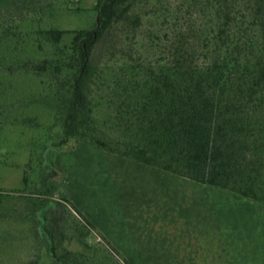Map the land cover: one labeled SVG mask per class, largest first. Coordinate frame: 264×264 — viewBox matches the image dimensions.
Listing matches in <instances>:
<instances>
[{"label":"rangeland","instance_id":"374dc122","mask_svg":"<svg viewBox=\"0 0 264 264\" xmlns=\"http://www.w3.org/2000/svg\"><path fill=\"white\" fill-rule=\"evenodd\" d=\"M150 1L142 5L155 2ZM162 1L184 12L192 4L189 0ZM230 1L235 6L242 0ZM96 4L97 0H0V193L12 197L0 207V264L27 260L34 264L40 254L46 260L47 227L62 251L79 254L84 263L125 264L98 226L124 238L126 227H136L130 222L136 221V216L145 224H155V235L163 238L171 233L186 241L206 233L209 225L220 228L251 221L260 223L263 236V203L176 173H161L132 163L119 152L91 143L95 138L111 139L116 151L122 147L121 152L129 143L123 126L115 124L118 104L124 99L119 92L131 73L128 65L137 62L149 47L153 20H144L139 30L119 25L97 43L87 85L90 106L86 118L90 129L86 140L73 137L63 141L72 83L68 64L76 66L74 71L81 66L73 61L70 47L75 31L98 26ZM197 4L192 18L199 33L214 17L201 1ZM147 11L145 8L142 12ZM51 28L68 33L60 43H53L42 34ZM46 60L52 62L50 70L37 71L36 67ZM57 66L62 73L55 71ZM69 181L74 184L70 189ZM78 185L85 189L81 195ZM68 190L74 200L81 202L96 231L75 212L72 206L76 204L67 196ZM32 198L40 199V214L48 215V220L37 218ZM178 224L183 229L186 225V230H175ZM208 232L218 236L226 230ZM142 240L143 246L134 245ZM159 243L151 234L145 240L132 238L131 252L137 263L152 264Z\"/></svg>","mask_w":264,"mask_h":264},{"label":"trees","instance_id":"16d2710c","mask_svg":"<svg viewBox=\"0 0 264 264\" xmlns=\"http://www.w3.org/2000/svg\"><path fill=\"white\" fill-rule=\"evenodd\" d=\"M144 1L97 0L98 26L74 32L70 50L81 66L74 71L76 66L68 64L72 83L63 141L86 140L90 129L87 85L97 43L119 25L139 30L144 20H153L149 47L139 62L128 65L131 73L119 92L124 99L115 124L123 126L129 143L122 152L111 139L91 143L264 204V0H242L235 6L230 0H189L186 12L162 0L142 5ZM199 1L214 18L198 33L192 17ZM145 8L147 13L142 12ZM67 33L58 28L42 31L53 43ZM51 66L46 60L36 68L47 72ZM55 71L63 69L57 66ZM10 198L0 193V207ZM39 201L32 198L31 203L37 218L46 221ZM72 207L87 227L97 230ZM47 231L46 260L40 254L34 264H91L82 262L79 254L62 251L53 231ZM35 234L38 242L39 232ZM103 238L125 264H133Z\"/></svg>","mask_w":264,"mask_h":264},{"label":"crops","instance_id":"0c3cea01","mask_svg":"<svg viewBox=\"0 0 264 264\" xmlns=\"http://www.w3.org/2000/svg\"><path fill=\"white\" fill-rule=\"evenodd\" d=\"M128 160L132 163H137L142 166H150L131 158ZM150 167L154 168L158 172L163 173L162 169L153 166ZM73 185L74 184H71L69 181V189L70 186L72 187ZM78 188L79 190L76 188L75 189L78 190L80 192L79 194L81 195V192L83 193L85 189L79 187V185ZM67 196L76 204V207L79 210H82L84 214L85 210L81 208V202L78 203L79 200H77V198L74 200L73 194H71V190H68ZM83 199L84 197L82 198V200ZM137 213L140 215V212ZM86 214L89 216L88 210ZM130 222H133L136 227L134 228V230H132L131 227H126L127 231L124 235V238H119L113 231L108 232L103 227L98 225L97 226L114 244V246L133 264L138 263L134 258L133 253L131 252V246L134 241L130 245V240L137 236L140 239L143 238L145 240L148 234L149 236L151 234L157 241L160 242L155 249V252L157 253L156 257L153 259L154 261H152V264H174L176 262H178L179 264H264V235L261 236V227L259 222H240L235 226L226 225L225 227L220 228H217L215 225H209L210 228H205L206 231L224 229L226 230V232L224 234L221 232V234L216 236L217 234H209V232L207 231L206 233H201L198 238H190L186 241H184L183 239H179L178 235L171 233L169 234V237L165 238L157 233L155 235L154 229H157L154 227L155 224H145L141 222L140 219L137 218V216L136 221ZM185 226L183 229V227L179 224L178 226L175 225V230L182 229L185 231L187 228ZM188 227L189 229L192 228V226ZM143 242V240L140 241V244L134 242V245L136 247L139 245L143 246Z\"/></svg>","mask_w":264,"mask_h":264}]
</instances>
